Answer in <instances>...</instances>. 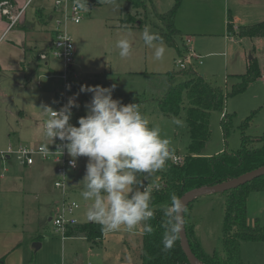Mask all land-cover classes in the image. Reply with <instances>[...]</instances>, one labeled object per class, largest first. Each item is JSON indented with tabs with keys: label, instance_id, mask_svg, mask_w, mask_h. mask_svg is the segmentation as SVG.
Wrapping results in <instances>:
<instances>
[{
	"label": "rangeland",
	"instance_id": "obj_1",
	"mask_svg": "<svg viewBox=\"0 0 264 264\" xmlns=\"http://www.w3.org/2000/svg\"><path fill=\"white\" fill-rule=\"evenodd\" d=\"M174 1L149 0L144 9L136 10L128 0H105L102 3H91L86 0V7H80L81 20L76 24L71 20L65 22L64 15L54 9V0H30L20 16L25 19L28 39L34 40L31 58L27 59V68L21 71V76L18 73L13 75L11 72L10 78H3L0 83L1 90L6 95L0 99L1 145L7 147L10 143L16 147L14 145L31 141L29 144L38 143L34 138H38L39 133L42 134L43 123L39 107L47 105L54 109L57 105L56 99L61 98V92L65 91L63 79L59 76L65 65L62 60L49 54L50 44H44L50 38L51 29L57 21L64 24L75 49L72 66L75 79H71L72 89L67 90L65 94L66 103L69 97H74L79 104L78 108H72L70 122L73 125L78 126L77 119L85 115V104L91 100V93L80 92L82 84L114 86L113 98L126 102L142 92L156 88L161 82L159 75L178 69L175 60L186 54L189 44L185 40L189 37L193 51L202 57L201 63L193 62V70L209 83L220 85L224 93L230 92L234 85L239 84L238 75L246 71L248 60L251 58L257 60L261 71L260 77L249 81L245 88L226 95L221 111H211L210 136L200 154L211 156L225 150L234 151L240 147L243 135L248 138L262 135L264 37H236L227 33L228 13L240 23H250L247 21L251 20V12L245 0H181L175 16V27L179 29L180 36L175 38L176 46L163 43L164 56L157 60L154 57V47L159 46L160 42L155 41L154 46L150 47L144 43L142 33L145 27L151 33L156 31L155 23L158 24V20L155 15L166 12ZM39 12L42 14H38ZM126 20H130L131 23L127 24ZM232 24L236 30V24L234 22ZM122 38H127L132 45L131 54L126 58L120 57V50L116 47L117 41ZM40 53H46L47 59L40 60L38 57ZM143 108L140 106L142 113L149 119L150 126H159L161 134L171 141L172 154L179 155L180 160H183L189 143L185 106L176 116H165L148 110L144 112ZM223 114L227 115L225 133L221 127ZM174 119L181 120L182 124H174ZM86 163L87 157L81 156L77 159V169L67 171L69 182L65 199L78 204L72 216L79 224L88 221L86 210L91 203L81 196L80 181L85 174ZM4 166L9 169L6 176L13 173L11 167L22 168L13 156L9 162L0 164L1 171ZM162 171L148 176L141 174L139 179L144 186L153 189L159 184ZM42 175L39 171L33 173L30 170L26 171L12 181V186L24 188L34 186ZM74 180L77 183L71 186ZM53 181L54 178H50L43 185H39L45 187L46 193L41 206L43 217L38 223L41 237L36 235L34 237L42 238L44 241L41 248L36 251L34 249L32 263L102 264L105 256L111 257L127 249L124 247L123 238L132 246L129 254L138 258L142 243L139 236L142 229L139 225L132 231L123 226L116 231L106 230L107 241L104 243L102 239L99 243L93 244L86 239L67 236L63 240L61 231L56 229L52 220H48L55 216L63 201L62 194L53 186ZM49 188L53 189L52 193L49 192ZM6 199H11L17 204L22 202V198L4 195L0 187V214L7 211L8 207L2 205ZM223 201L224 192L208 193L196 197L186 210L187 219L195 225L201 248L207 253L222 250ZM256 221L264 224V192L251 191L247 200V224L254 226ZM138 238L140 246L135 243ZM239 250L244 263L264 264L262 242L241 240ZM106 264H112V261Z\"/></svg>",
	"mask_w": 264,
	"mask_h": 264
},
{
	"label": "trees",
	"instance_id": "obj_2",
	"mask_svg": "<svg viewBox=\"0 0 264 264\" xmlns=\"http://www.w3.org/2000/svg\"><path fill=\"white\" fill-rule=\"evenodd\" d=\"M3 0H0V2ZM12 3L10 0H8ZM91 3H102L105 0H88ZM136 10L144 9L149 0H128ZM181 0H175L166 12L156 14L158 24L156 31L162 42L168 46H176L175 38L180 36L175 27V16L180 8ZM130 24V20H126ZM233 19H227V33L236 37H264V20L251 24L240 25L233 29ZM160 42V41H159ZM178 51V49H177ZM261 71L255 58L248 60L246 71L239 74V84L234 85L230 92L224 93L220 85L209 83L203 76L195 73L193 68L169 70L159 75L161 82L156 88L132 97L124 104L137 103L142 110L155 111L165 116H176L185 106L186 127L189 134L187 153L182 162L174 163L170 159L161 173L159 184L152 189L150 207L154 216L149 220L153 228L151 234L143 231L140 247V264H189L183 252L179 237L170 251L163 250L162 237V206L170 204V194L180 197L184 192L202 186L221 183L250 170L264 165V133L248 138L243 135L240 147L234 151H223L211 156L200 154L210 136L209 116L213 110H222L226 95L235 93L260 77ZM223 113V112H222ZM223 114L221 127L225 133L227 121ZM247 121V120H246ZM251 191L264 192V175L253 179L236 188L224 192L222 203L223 219L221 225L222 250L205 252L200 245L195 225L186 217L185 207L184 228L191 252L202 264H246L241 260L239 244L241 240L260 241L264 252V224L257 221L254 226L247 224V200ZM103 227L95 222L86 221L69 225L64 235L85 237L97 244L103 237ZM1 263V260H0Z\"/></svg>",
	"mask_w": 264,
	"mask_h": 264
},
{
	"label": "clouds",
	"instance_id": "obj_3",
	"mask_svg": "<svg viewBox=\"0 0 264 264\" xmlns=\"http://www.w3.org/2000/svg\"><path fill=\"white\" fill-rule=\"evenodd\" d=\"M79 7H86V0H74ZM144 43L154 47V57L160 60L165 47L158 34L145 27L142 33ZM121 58L131 54V42L127 38L116 43ZM114 86L81 85L80 92L91 93V100L85 104V115L78 117L77 124L70 123L72 108L79 107L74 97L58 110L42 105V134L63 142L58 146L67 150L71 167L77 159L87 157L85 174L80 181L81 196L91 201L86 210L89 221L100 224L107 231H116L123 226L132 231L138 225L145 233L153 232L149 220L154 212L150 207L152 189L143 185L141 174L151 175L164 170L172 155L171 141L161 134L159 126H150L149 119L137 103L124 104L114 99ZM174 124L181 125L179 119ZM44 144L42 152L49 151ZM165 229L162 237L164 251H170L183 227L184 202L175 193L170 194V204L162 206Z\"/></svg>",
	"mask_w": 264,
	"mask_h": 264
},
{
	"label": "crops",
	"instance_id": "obj_4",
	"mask_svg": "<svg viewBox=\"0 0 264 264\" xmlns=\"http://www.w3.org/2000/svg\"><path fill=\"white\" fill-rule=\"evenodd\" d=\"M10 1L12 2V12H18L20 9L27 6L30 0H26L25 2H22V0ZM245 2L249 12H251V20L247 19L249 20L247 22L250 23H240L237 19L234 20L230 13H228L227 19L232 18L236 26L251 25L258 21L264 20V0H245ZM38 14L42 13L39 12ZM49 18L51 19L52 17L49 16ZM24 21L25 19H22L20 16L15 23L10 25L9 16L3 15L0 12V83L3 78H10L11 72H13V75L14 73H18L21 76V71L26 70L27 68V59L31 58L30 52L32 50V44L34 43V40L32 38L28 39L25 31L27 30V26L25 25ZM55 26L51 29V34L53 33V35ZM51 34L50 38L47 39L44 44H51ZM3 96L6 97L0 86V99H2L1 97ZM40 134L41 133H39L38 138H34L38 143L46 140L43 134ZM33 144H35V142ZM8 146L9 145H7V147ZM7 147L1 145L0 142V152L5 151ZM10 157L11 156H6L4 160H2L0 157V164L9 162ZM21 167L22 168H17L16 166L11 167V169L13 168L14 171L9 176H6V174L9 173L8 168L4 166L3 171L0 170V187L4 195H7L8 197L15 196L22 198V202H19V204H17L15 201L12 202L11 199H6L2 202V205L8 208L5 214H0V264H34L32 263L34 249L36 251L37 249L41 248L44 241L42 238L35 239L34 237L35 235L41 237L38 223L43 217L41 206L42 200L45 197L44 194L46 193L44 189L45 187L39 185H43L47 179L55 178L54 170L50 164L39 161L32 166L21 165ZM29 170L32 173L34 171H39V173L42 172V178L36 180V184H34V186H26V188L23 186H12V181H14L20 175L22 176L26 171L28 172ZM45 177L47 178L46 180ZM76 183L77 181L74 180V184ZM5 188H9V190ZM24 190H26L25 193ZM52 191L53 189L49 188V192L52 193ZM39 199L40 202H38ZM48 220H51V218H48ZM141 229L142 232H140L139 236L142 240L144 231L142 226ZM103 230L102 241L104 240V243L107 241V236L105 235L106 230ZM65 237L66 236L62 234L63 240ZM72 238L86 239L85 237ZM123 242L124 247L127 249L123 250L122 252L120 251L118 254H113L111 257L105 256L102 264H106L107 262L111 261L112 264H140L139 255L138 258H135L132 256V254H129L130 248L132 247L130 246V243H128V241L124 238ZM135 243L140 246V238H138V241Z\"/></svg>",
	"mask_w": 264,
	"mask_h": 264
},
{
	"label": "built area",
	"instance_id": "obj_5",
	"mask_svg": "<svg viewBox=\"0 0 264 264\" xmlns=\"http://www.w3.org/2000/svg\"><path fill=\"white\" fill-rule=\"evenodd\" d=\"M54 4V9L64 15L65 22L68 20H71L76 24L80 22V7L74 4V0H54ZM23 9L24 7L18 12H12V5L8 0H3L0 2V12L3 15L9 16L10 25L19 19ZM185 41L187 44H189L186 54L175 60L178 70L193 68L194 61L201 63V57L193 51L190 45L191 39L187 37ZM49 54L54 58L62 60L63 64L65 65L64 70L59 73V76L63 79V89L65 91L61 92V98L56 99L57 105L54 110H58L60 107L66 104V91L72 89L71 79H75V73L72 68L75 49L73 42L67 35L64 24L61 21L56 22L54 38H52L49 47ZM38 57L40 60H46L47 54L40 53ZM62 143L63 142L59 141V139H55L54 142L51 143V140L46 138L45 141L35 144L22 143L16 145V147H13L9 144L5 151L0 152V157L2 160H4L6 156H13L15 160L22 166H32L39 161L50 164L53 167L55 174L53 186L60 190L63 201L56 211L55 216L51 218V220L56 229L60 230L64 235V231L67 226L77 224L76 220L72 216V213L78 208V204L75 201L69 202L65 199L69 182L67 179V171L77 169V164L76 167L70 166L69 161L71 158L67 154L66 149H62L61 153L58 151L60 150L58 149V146ZM44 144H49L48 147L49 151L51 152L45 153L41 151V148ZM180 159L181 158L179 155H171V161L174 163L182 162ZM73 184L74 181L72 182L71 186H73Z\"/></svg>",
	"mask_w": 264,
	"mask_h": 264
},
{
	"label": "water",
	"instance_id": "obj_6",
	"mask_svg": "<svg viewBox=\"0 0 264 264\" xmlns=\"http://www.w3.org/2000/svg\"><path fill=\"white\" fill-rule=\"evenodd\" d=\"M262 175H264V165L221 183H217L213 185H202L190 189L184 192L179 198L182 199V201L184 202V206L186 207L190 202H192L198 196L205 195L208 193L225 192L229 189H233L245 183H249L253 179ZM183 217H184V213H183ZM178 237H179L180 246L183 252L185 253V256L189 264H202L201 262L197 261V259L194 257L193 253L190 250L185 233L184 223Z\"/></svg>",
	"mask_w": 264,
	"mask_h": 264
}]
</instances>
